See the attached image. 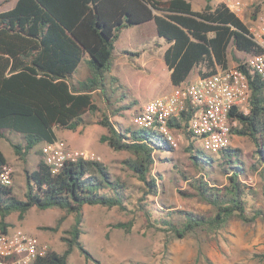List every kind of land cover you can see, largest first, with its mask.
Wrapping results in <instances>:
<instances>
[{
  "label": "trees",
  "instance_id": "trees-1",
  "mask_svg": "<svg viewBox=\"0 0 264 264\" xmlns=\"http://www.w3.org/2000/svg\"><path fill=\"white\" fill-rule=\"evenodd\" d=\"M204 1V8L195 11L188 0H18L13 9L0 13V140L10 142L25 162L35 147L57 141L58 131L76 132L95 123L106 130L102 143L129 154L124 164L141 184L128 195L127 183L113 177L102 162L68 161L53 174L44 158L35 170L27 171L22 197L14 186L0 182V227L4 230L11 227L7 219L12 214L23 220L33 208L74 215L75 223L63 237L66 251L50 250L34 264H68L74 250L88 261L93 259L81 241L85 206L141 214L150 230L164 234L168 245L187 236L212 241L233 221L247 226L264 222V82L241 65L242 58L236 54L263 53L251 38L248 23L264 13V0L245 21L215 0ZM152 21L158 36L169 45L164 62L174 87L184 84L196 69L198 76L205 77L231 66L230 47L235 50L233 62L250 80V114L230 113V120L239 122L232 134L248 138L254 146L250 155L234 147L222 150L221 159L207 155L195 145L191 109L170 123L188 140L185 151L194 170L193 174L179 171L186 187L178 194L207 205L208 214L150 204V196L159 197L164 181V174L154 171L156 163L171 161L162 156L173 154L175 148L155 129L125 127L114 121L133 109L132 104L122 106V100L115 98L123 85L109 88V81L112 86L119 83L115 77L109 80L116 44L123 29ZM82 62L88 74L74 80ZM14 134L21 141L9 138ZM6 164L10 163L0 148V169ZM216 173L226 182L219 184L212 177ZM250 174L262 179L261 192L247 183ZM65 220L63 216L44 230L58 232ZM133 226L134 221L115 225L128 233Z\"/></svg>",
  "mask_w": 264,
  "mask_h": 264
},
{
  "label": "rangeland",
  "instance_id": "rangeland-1",
  "mask_svg": "<svg viewBox=\"0 0 264 264\" xmlns=\"http://www.w3.org/2000/svg\"><path fill=\"white\" fill-rule=\"evenodd\" d=\"M15 1L0 0V12L11 10ZM191 2L195 10L201 11L205 6L204 0H191ZM261 2L262 0H259L258 3ZM215 3H218V0H215ZM116 47L115 61L118 63L122 59L121 57L128 54L126 62L129 65H121L119 69L115 67L109 75V80L113 76L118 77L119 83L112 86L108 81L111 90L123 85V89L118 90L115 94L116 99L122 100L120 105H133V109L126 111L128 115L114 119V121L127 127L132 124L135 111H138L137 107H140L145 99L152 94L158 96L163 94L162 88L161 86L158 87V84L154 91L148 85L152 79L163 85L167 84L168 79L161 69V63L164 61L163 56L169 45L165 39L158 36L156 25L153 23L147 26L140 25L123 29ZM121 50L127 53L122 54ZM234 53V48L230 47L231 66L235 64L231 58ZM236 54L240 59L245 56ZM140 66H147L151 72L142 70ZM197 72V69L194 70L188 80H193ZM87 74V65L82 62L74 80L85 79ZM57 134L58 139L65 140L73 149L89 150L96 153L100 158L99 162L108 166L113 177H121L127 183L128 195L136 193L141 186L139 180L124 164L129 154L116 152L101 142V137L106 134V130L100 125L94 123L76 132L58 131ZM9 138L16 143L21 141V137L16 134L10 135ZM234 144L245 155H250L254 150V146L248 138L237 136ZM195 145L201 150L203 149L197 139ZM187 146L188 140L184 136L173 154L162 156L164 159L170 158L171 161L162 160L156 163L154 171L164 174L162 191L157 198L150 196L148 202L150 204L155 203L158 207H167L168 210L172 211L189 210L208 214L211 210L210 207L197 200H184L177 191L186 187V184L180 179L179 171L192 174L194 172L189 164V154L185 151ZM0 148L14 169L13 186L18 196L22 197L26 186L27 171L35 170L37 164L43 159L41 145L31 151L25 162L16 155L10 142L0 140ZM203 151L216 160L223 157L222 152L209 153ZM212 177L219 184L226 182V179L217 173ZM247 183L261 192L263 185L259 176L250 174ZM258 206H260L259 203L256 204V207ZM63 216L66 217V220L58 232L44 230V228L54 227ZM82 216L83 235L81 241L93 259L88 261L77 250H74L68 264H264V222L261 221L251 226L240 221H233L225 232H222L212 241L204 238V242H201L196 237L187 236L184 239L173 240L168 245L164 234L150 230L141 214L132 215L121 211L119 208L110 210L102 206H85ZM26 220L31 226L41 225L42 234L47 237L42 242L48 247V251H55L59 254L66 251L67 245L63 241V237L65 232L74 225V215L66 216L64 212L59 210L42 211L33 208L27 214ZM18 221L16 217L12 219L14 225L24 224V222L18 223ZM130 221H134L130 233L115 227L117 224L129 223Z\"/></svg>",
  "mask_w": 264,
  "mask_h": 264
},
{
  "label": "built area",
  "instance_id": "built-area-1",
  "mask_svg": "<svg viewBox=\"0 0 264 264\" xmlns=\"http://www.w3.org/2000/svg\"><path fill=\"white\" fill-rule=\"evenodd\" d=\"M259 0H218L230 12L245 21L247 14ZM253 41L263 49L260 55H245L241 65L248 66L264 82V13L248 23ZM264 93V88H263ZM191 109L190 130L209 153H219L233 147L232 129L239 122L230 120V113L248 115L251 111L250 80L240 69L232 65L220 68L212 75L197 76L184 84L174 87L170 93L146 102L133 116L132 125L139 129H155L175 149L184 135L174 131L171 120L181 119L183 113ZM45 162L53 174H57L68 161H99L96 153L76 150L65 140L41 145ZM0 182L10 187L14 184V169L10 164L0 169ZM48 247L37 237L29 235L21 228L0 227V264H34L48 254Z\"/></svg>",
  "mask_w": 264,
  "mask_h": 264
},
{
  "label": "crops",
  "instance_id": "crops-1",
  "mask_svg": "<svg viewBox=\"0 0 264 264\" xmlns=\"http://www.w3.org/2000/svg\"><path fill=\"white\" fill-rule=\"evenodd\" d=\"M17 1L18 0H16L15 1V5H14V7L16 6V3H17ZM189 2H191V0H188ZM191 4H192V6H193V3L191 2ZM13 7V8H14ZM12 8V9H13ZM193 9L195 10V8H194V6H193ZM195 11H200V10H195ZM1 13V12H0ZM154 22L152 21V22H149V23H146V24H143L142 26H144V25H149V24H153ZM121 52H122V54H125V53H127V52H125V51H122L121 50ZM127 55L128 54H125L123 57H121L122 59H120V61L117 63V61H115V63H114V67L113 68H117V69H119L120 68V66L121 65H123V66H128L129 65V63L128 62H126V57H127ZM163 60H164V56H163ZM129 61V60H128ZM162 65V71H164V75H165V77L168 79V81H167V84L166 85H163V84H161V83H158V81H156V80H151V82L149 83V85H148V87H150V89L152 88V90L154 91V89L158 86V87H160L161 86V88H162V91H163V94H161L160 96H162V95H165V94H167V93H170L172 90H173V88H174V86L171 84V80H170V75H171V73H170V71H169V69L167 68V66H166V64H165V62L164 61H162V63H161ZM140 68L142 69V70H146V71H148V72H151L150 71V69L149 68H147V66H140ZM198 76V74H196V77ZM113 77H115V76H113ZM195 77V78H196ZM118 81H119V78L118 77H115ZM158 84V85H157ZM152 91V92H153ZM160 96H158L157 94H152L149 98H147V99H145V102L140 106V107H137V110H139L146 102H148V101H150V100H153V99H155V98H158V97H160ZM141 97H143V96H141ZM138 111H135V114L137 113ZM126 115H128L127 113L125 114V116ZM58 135V134H57ZM236 138H237V136H233V147L234 148H236V146H235V144H234V141L236 140ZM69 144V143H68ZM52 210H58V209H52ZM60 211V210H59ZM12 215H14V214H12ZM10 216L8 219H7V222L11 225V227L10 228H15V227H17V228H21V229H23L26 233H28L29 235H32V236H34V237H37L41 242L42 241H44V240H46L47 239V237L46 236H44L43 234H42V232H43V229L41 228V225H35V226H31V225H29L28 223H27V220H26V217H25V219H23V220H20L19 219V215L17 214V213H15V215L14 216ZM27 216V215H26ZM14 217H16L19 221H18V223L21 221V222H24V224H16V225H14L13 223H12V219L14 218ZM43 243V242H42Z\"/></svg>",
  "mask_w": 264,
  "mask_h": 264
}]
</instances>
